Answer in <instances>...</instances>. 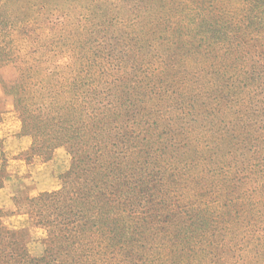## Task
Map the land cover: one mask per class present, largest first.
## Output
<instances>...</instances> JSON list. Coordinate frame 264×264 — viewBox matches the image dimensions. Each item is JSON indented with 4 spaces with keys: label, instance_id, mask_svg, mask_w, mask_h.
Segmentation results:
<instances>
[{
    "label": "trees",
    "instance_id": "1",
    "mask_svg": "<svg viewBox=\"0 0 264 264\" xmlns=\"http://www.w3.org/2000/svg\"><path fill=\"white\" fill-rule=\"evenodd\" d=\"M242 1L30 0L0 17L21 133L71 158L30 199L41 255L0 222V264H264V0Z\"/></svg>",
    "mask_w": 264,
    "mask_h": 264
},
{
    "label": "rangeland",
    "instance_id": "2",
    "mask_svg": "<svg viewBox=\"0 0 264 264\" xmlns=\"http://www.w3.org/2000/svg\"><path fill=\"white\" fill-rule=\"evenodd\" d=\"M30 0H0V17L15 15ZM214 8L242 14V0H211ZM258 50L264 51V33L258 36ZM263 48H261V46ZM11 67L0 69V79L13 78ZM14 99L0 84V222L18 232L20 241L28 245L32 255L44 250L45 230L37 227L36 217L29 206L30 199L44 193L57 192L61 177L70 169L71 158L64 148L57 149L50 159L38 157L32 151L30 136L21 133V121L14 110Z\"/></svg>",
    "mask_w": 264,
    "mask_h": 264
}]
</instances>
